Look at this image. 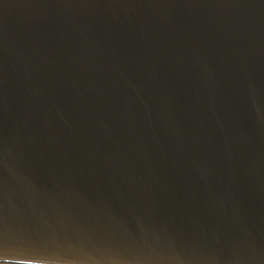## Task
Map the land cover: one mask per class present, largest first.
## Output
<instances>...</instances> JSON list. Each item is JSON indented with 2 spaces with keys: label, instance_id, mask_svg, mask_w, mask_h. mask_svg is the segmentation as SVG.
I'll use <instances>...</instances> for the list:
<instances>
[{
  "label": "water",
  "instance_id": "1",
  "mask_svg": "<svg viewBox=\"0 0 264 264\" xmlns=\"http://www.w3.org/2000/svg\"><path fill=\"white\" fill-rule=\"evenodd\" d=\"M0 231L264 264V0H0Z\"/></svg>",
  "mask_w": 264,
  "mask_h": 264
},
{
  "label": "snow or ice",
  "instance_id": "2",
  "mask_svg": "<svg viewBox=\"0 0 264 264\" xmlns=\"http://www.w3.org/2000/svg\"><path fill=\"white\" fill-rule=\"evenodd\" d=\"M54 251V246L47 242L32 239L13 242L0 231V256H16L18 264H46L56 259L51 254Z\"/></svg>",
  "mask_w": 264,
  "mask_h": 264
},
{
  "label": "bare ground",
  "instance_id": "3",
  "mask_svg": "<svg viewBox=\"0 0 264 264\" xmlns=\"http://www.w3.org/2000/svg\"><path fill=\"white\" fill-rule=\"evenodd\" d=\"M13 260H15V259H13Z\"/></svg>",
  "mask_w": 264,
  "mask_h": 264
}]
</instances>
